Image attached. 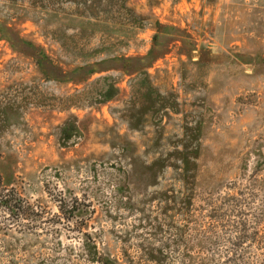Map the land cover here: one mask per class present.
<instances>
[{
    "label": "rangeland",
    "instance_id": "1",
    "mask_svg": "<svg viewBox=\"0 0 264 264\" xmlns=\"http://www.w3.org/2000/svg\"><path fill=\"white\" fill-rule=\"evenodd\" d=\"M0 181V264H264V0H0Z\"/></svg>",
    "mask_w": 264,
    "mask_h": 264
},
{
    "label": "trees",
    "instance_id": "2",
    "mask_svg": "<svg viewBox=\"0 0 264 264\" xmlns=\"http://www.w3.org/2000/svg\"><path fill=\"white\" fill-rule=\"evenodd\" d=\"M233 187H234V184H233ZM234 199H235L234 196H229V197L228 196L227 197L211 196L207 198L206 204L214 211L222 209V207H225V206L230 207L231 209L232 208L235 209V207H239L241 204H239L240 202L238 203V201L236 202ZM227 200H231V203H227L226 202ZM23 205L24 204L22 202V199L20 198L16 190L14 188L7 189V188L2 187L1 181H0V208H4L8 210L13 215V218L15 219V221H19L20 216L23 215V213L25 212ZM28 213L29 215H32V214H34V216L38 215L36 212H34L33 209H29V208H28ZM238 231H243V230L241 229ZM242 237H244L243 234L240 237H238L237 243L242 242L240 241L242 240ZM233 244L238 245L236 244V242H234Z\"/></svg>",
    "mask_w": 264,
    "mask_h": 264
}]
</instances>
